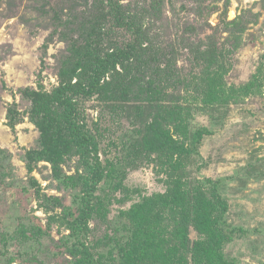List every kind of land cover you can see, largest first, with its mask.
<instances>
[{
  "label": "rangeland",
  "instance_id": "374dc122",
  "mask_svg": "<svg viewBox=\"0 0 264 264\" xmlns=\"http://www.w3.org/2000/svg\"><path fill=\"white\" fill-rule=\"evenodd\" d=\"M116 2L141 43L73 97L105 170L81 240L96 264H130L137 240L156 264H264V0H159V12L152 0ZM98 3L0 0V264L79 262L56 220L83 208L90 170L52 94L82 26L105 32L96 60L128 42ZM171 177L187 198L209 180L225 190L221 225L235 235L219 255L195 257L198 232L187 226L184 250L173 226L155 223Z\"/></svg>",
  "mask_w": 264,
  "mask_h": 264
},
{
  "label": "trees",
  "instance_id": "16d2710c",
  "mask_svg": "<svg viewBox=\"0 0 264 264\" xmlns=\"http://www.w3.org/2000/svg\"><path fill=\"white\" fill-rule=\"evenodd\" d=\"M98 1L99 5L108 7L112 27L117 30H124L128 34L129 40L124 46L108 52L102 60H96L94 54L96 45L105 32L101 27L82 26L83 42L72 44L69 47L71 49L70 61L61 68L60 78L62 81L58 87L54 88L52 94V100L64 110L66 125L71 132L77 154L90 170L89 176L81 179L85 187L82 189L83 192L80 196L83 208L66 207L62 216L56 220L60 226L69 231V237L74 239V242H68L65 245L67 253L73 258H79V262H76V264H96L95 258L90 254L86 242L82 241L81 237L83 236L82 231L89 225L90 216L92 215V198L96 186L103 180L105 170L96 157L95 146L89 134L84 126L78 124L75 118L76 108L73 97L78 94L89 96L94 93L101 79L109 70L114 69L118 63H123L134 55L136 47L141 43L142 36L140 29L135 26L136 24L130 16L122 13L116 0ZM151 6L150 9L159 12V0H152ZM97 21L98 19L95 18L90 23ZM39 105L42 109L46 108L42 104ZM160 141L163 144L169 142L167 136L162 137ZM196 141H200L199 134H197ZM95 157L96 161H91ZM185 184L180 178L174 179L171 177L168 178V181H165V192L155 196V200L160 204V208L164 209L165 214H159L158 212L153 214L158 221L155 223L160 224L159 221L162 220L166 221L165 226H173L175 232L172 233L176 234L180 247L184 250L186 248L185 244H188L189 241L186 229L187 226L188 228L191 227L193 232H198L197 239L192 241L194 256L199 257L203 253L206 254L205 252L217 256L222 250V246L227 241H231L233 235H235V230L232 227L226 229L221 225L227 210V198L223 192L225 190L219 192L221 189L219 187L220 183L209 180L207 187L203 184L199 185L187 198ZM52 200L57 201L55 198ZM151 210L152 208L149 209V211ZM219 225L221 227H218ZM139 241L137 240L133 245L138 256L133 257L130 264H156L155 255L150 258L146 257L147 260L143 259L141 251L145 249L144 245L148 247L149 245L146 243L141 245Z\"/></svg>",
  "mask_w": 264,
  "mask_h": 264
},
{
  "label": "bare ground",
  "instance_id": "6f19581e",
  "mask_svg": "<svg viewBox=\"0 0 264 264\" xmlns=\"http://www.w3.org/2000/svg\"><path fill=\"white\" fill-rule=\"evenodd\" d=\"M229 16L231 17L232 16V13Z\"/></svg>",
  "mask_w": 264,
  "mask_h": 264
}]
</instances>
